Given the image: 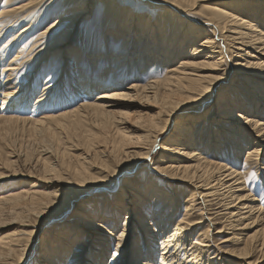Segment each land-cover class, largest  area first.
Listing matches in <instances>:
<instances>
[{
	"label": "bare ground",
	"instance_id": "bare-ground-1",
	"mask_svg": "<svg viewBox=\"0 0 264 264\" xmlns=\"http://www.w3.org/2000/svg\"><path fill=\"white\" fill-rule=\"evenodd\" d=\"M253 2L264 0H0L2 129L58 138V165L43 156L37 172L0 157V181L26 185L0 195V264H79L88 239L100 257L87 264L262 262L264 211L240 170L264 155V9H243ZM94 10L101 23H86ZM138 100L136 111L122 103ZM67 221L87 234L57 251ZM36 226L58 245L38 249Z\"/></svg>",
	"mask_w": 264,
	"mask_h": 264
},
{
	"label": "rangeland",
	"instance_id": "rangeland-1",
	"mask_svg": "<svg viewBox=\"0 0 264 264\" xmlns=\"http://www.w3.org/2000/svg\"><path fill=\"white\" fill-rule=\"evenodd\" d=\"M259 3V2H258ZM256 3V2H253V3H247L245 4L244 6V11H247L248 9H257V7L259 9H264V2H261V3ZM219 5V4H218ZM139 8V7H138ZM263 12V11H262ZM249 17V16H248ZM102 18L99 17V12L97 10H94L93 13L89 14L88 15V18L85 19L86 23L87 22H94V21H98V23H101L100 20ZM42 26V25H41ZM41 26L39 28H41ZM147 35V34H146ZM86 36V35H85ZM76 39L77 37L79 36H74ZM80 38H83V36H81ZM117 43V41L115 43H111L112 45H115ZM248 52L251 53V50L250 49H247ZM134 54V53H132ZM131 54V58L132 59H135L136 58V55H132ZM253 55H255V53H252ZM214 54H212L213 56ZM54 63V62H53ZM56 63V61H55ZM149 63L146 62V64L144 65H141L143 67V69L146 71V69H149V68H157V66H148ZM150 70V69H149ZM148 71V70H147ZM128 76V73L126 74ZM57 75H55L54 77H56ZM44 80L46 79V77L43 78ZM64 79V78H63ZM237 79V78H236ZM61 80V78H60ZM52 83V80L51 82ZM235 83H239L238 80H235ZM240 84V83H239ZM40 88L42 87L41 84H39ZM233 94V93H232ZM236 96V94H233V95H230V98L231 97H234ZM1 97V95H0ZM213 98L211 100H209L208 102H206L205 106L206 107H209L212 106L213 102L214 104L216 105L215 103V100L217 99V96L216 95H213L212 96ZM36 99V98H35ZM34 99V101H35ZM226 100H229V99H226ZM1 102V101H0ZM53 103V102H52ZM118 103V104H117ZM119 103L121 102H116L114 105L115 107L112 108V110L116 111L118 108L120 109L121 106L119 105ZM122 103L124 104V107H132L134 109L132 110H137L138 109V106L139 104L138 103H142V101L138 100V102H133V101H122ZM136 103V104H135ZM51 105V104H50ZM59 105V103H58ZM214 105V106H215ZM120 106V107H119ZM61 108V107H60ZM29 109V108H27ZM67 110L71 109L69 107H66ZM65 109V110H66ZM7 107L4 108L3 111L0 112V118L3 117L2 114L4 112H7ZM64 110V109H63ZM140 110V109H139ZM196 113V112H195ZM200 113V112H199ZM29 114H31L30 111H28L27 113H24L22 116L25 118V117H30ZM7 116V115H6ZM201 119L204 121L206 119V116H202ZM27 123V122H26ZM214 123L216 124V126L218 127L219 125V121H214ZM85 125L86 123H82V126L80 127V130H79V133H82L85 129ZM30 123H27L25 124L24 126H21V124L18 125V127L16 128H13L9 131V133H5L2 129V123L0 122V157H8L9 159H16L21 165H19L16 169V171H21L23 170L24 168L25 169H29L31 171H40L42 168H41V165H40V162L37 161L36 159L39 158L41 159L43 156H48L50 155V161H52V165H58V154L57 152H54L52 146H51V141L53 139H58V138H48L47 136H45V134H43L42 132H39V133H36V132H33L32 130L33 129H30L28 127H30ZM52 129L54 130V132L56 133V135L58 136V126H51ZM17 130V131H16ZM166 133V132H165ZM165 133H164V136H165ZM204 136H206L204 134ZM60 139H63V138H60ZM9 144V145H8ZM6 145V146H5ZM8 145V146H7ZM51 146V148L49 147ZM224 147L220 148V153L222 154H228L227 151H229L228 148L225 147V145L223 144ZM264 146V145H263ZM4 147V148H3ZM7 147V148H6ZM10 148V153L8 152ZM263 148V147H262ZM261 148V150H262ZM8 149V150H7ZM44 151V152H43ZM206 151H209V149H207ZM14 152V153H13ZM29 152V153H28ZM231 152V151H230ZM7 153V154H6ZM9 153V154H8ZM218 153V152H217ZM25 154V155H23ZM26 154L28 155L26 157ZM55 154V155H54ZM159 150L158 148H156V150L154 151L152 157H154L156 160L159 159L158 157L159 156ZM207 155V154H206ZM241 158H244V153H241L240 154ZM30 157V158H29ZM224 157V156H223ZM28 158V159H27ZM25 159V160H23ZM29 160V161H28ZM34 161V162H33ZM36 161V162H35ZM146 162H148V159L146 160ZM224 162L226 163H230L231 161L228 160L227 158H224ZM23 163V164H22ZM231 164V163H230ZM29 165V166H28ZM22 166V167H21ZM26 166V167H25ZM256 166V167H255ZM21 167V168H20ZM24 167V168H23ZM57 168H59V166H55ZM251 169L248 170V169H245V168H241L240 170H242L244 172V175L245 177H249L248 179V182L251 184L248 183L249 187H252L254 188V190H251V194L253 196L256 195V199L254 201V205L256 204V207H260L261 210L264 211V155L260 158L258 164H251V166H249ZM254 167V168H253ZM262 169H261V168ZM41 168V169H40ZM245 170V171H244ZM258 170V172H257ZM262 173V174H261ZM263 175V176H262ZM252 178V179H251ZM254 179V180H253ZM262 179V180H261ZM251 180V181H250ZM262 182V183H261ZM20 183H18L17 180H6V181H0V195L1 194H4L7 190L11 189L9 187H13V185H18ZM47 185L48 188L47 190H56L58 185L57 183H51V182H47ZM26 185H23V186H15L13 187L12 189L16 188L18 190L22 189V188H25ZM177 189H181V190H177ZM176 193H179L181 196V203L182 206H181V210L184 208V203L187 201V200H190L189 196L184 194V191H189V189L185 188L184 186H181L179 188H176ZM263 191V192H261ZM86 199L89 198V196H84ZM88 197V198H87ZM100 197L101 196H97L96 198L94 199H91L90 201L86 200L85 202H83V205L87 207V209H90V210H93L98 204H102L103 202L100 200ZM188 198V199H187ZM88 201V202H87ZM200 200H198V198L196 197V202L195 203H199ZM260 203V205H259ZM258 204V205H257ZM78 203H75L74 204V207H78L77 206ZM125 205V204H124ZM197 205V204H196ZM217 205H214V202H210L206 205V211L208 213H213L215 210V207ZM200 206H196L197 209H200L199 208ZM209 208V209H208ZM73 209V208H71ZM222 212L220 213H225L223 212L224 210H221ZM183 212V211H182ZM83 215V214H82ZM91 215V214H89ZM92 216V215H91ZM94 217H98V216H104V212L103 211H94V214H93ZM84 217V216H83ZM123 216H118L117 218L118 219H122ZM73 218V217H71ZM85 218V217H84ZM109 218V217H108ZM69 226V231L70 233L68 234V237L65 238L66 242L68 241L69 243H66V244H63L61 247H59L57 249V251L60 249V248H64V247H69L70 250H72L73 248L75 247H78L79 244L81 243H73L71 244V242L73 240H79L81 239V235L82 233H84L85 231L81 230V228L77 225H70V222L67 221L66 223V226ZM257 226H254L252 228H248L246 231L248 232H251V231H254L257 227H261V223H258L256 224ZM17 224H12V227L9 226L8 228L6 229H3L5 232H9V231H13L15 228H16ZM36 228H39L38 226H36ZM49 227L47 226H44L42 228H39L38 231H37V248L39 249L41 247V245L43 244L42 241H46L47 244H50V243H56V245H58V242L55 240V236L53 235V233H50L48 232ZM68 231V232H69ZM45 233V234H44ZM50 233V237L47 236V234ZM84 234H87V233H84ZM41 237V239H40ZM33 238L34 237H31V241H33ZM218 238V239H217ZM225 239H228V235L225 234V233H220V234H217L215 240L217 243L221 242V241H225ZM87 241V244L85 246H82L81 249L83 251V254H81L78 258V261H79V264H87V262H89V256L91 254H94V256L96 255V258L100 257V251H94V248H98L97 246H94L93 245V240L92 239H88L86 240ZM226 243V244H225ZM71 245V246H70ZM220 246L223 247L222 249H227L229 247V244L227 242H224V243H220ZM94 252V253H93ZM64 257V256H63ZM256 257H259V254L256 253L254 255V258ZM130 256L126 257V260H129ZM109 259V257L105 258L100 264H107V260ZM215 264L219 263V258L217 257V259L215 258ZM228 260V258H227ZM226 260V261H227ZM232 262V260H228L227 262H223V264H227L228 262ZM258 261H262V262H259L258 264H264V258H261L259 259ZM64 262H67V258L65 259ZM230 262V263H231ZM241 261L239 260L237 263L235 264H241L240 263ZM222 262H220L221 264ZM229 263V264H230ZM99 264V263H98ZM257 264V263H256Z\"/></svg>",
	"mask_w": 264,
	"mask_h": 264
}]
</instances>
